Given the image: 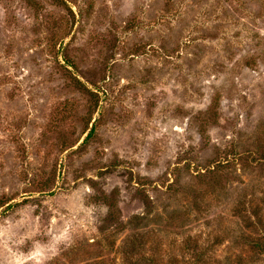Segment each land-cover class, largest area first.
Wrapping results in <instances>:
<instances>
[{
    "label": "rangeland",
    "instance_id": "obj_1",
    "mask_svg": "<svg viewBox=\"0 0 264 264\" xmlns=\"http://www.w3.org/2000/svg\"><path fill=\"white\" fill-rule=\"evenodd\" d=\"M0 264H264V0H0Z\"/></svg>",
    "mask_w": 264,
    "mask_h": 264
}]
</instances>
